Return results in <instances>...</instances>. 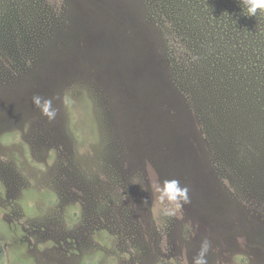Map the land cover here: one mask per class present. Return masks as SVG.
<instances>
[{
	"label": "rangeland",
	"instance_id": "374dc122",
	"mask_svg": "<svg viewBox=\"0 0 264 264\" xmlns=\"http://www.w3.org/2000/svg\"><path fill=\"white\" fill-rule=\"evenodd\" d=\"M144 1L169 59L117 3L0 0V264H264V13Z\"/></svg>",
	"mask_w": 264,
	"mask_h": 264
},
{
	"label": "clouds",
	"instance_id": "9594fccd",
	"mask_svg": "<svg viewBox=\"0 0 264 264\" xmlns=\"http://www.w3.org/2000/svg\"><path fill=\"white\" fill-rule=\"evenodd\" d=\"M243 11L248 16L256 17L258 11L264 13V0H242ZM53 99L45 98L40 95L32 97V103L38 108L41 114L48 119L49 122L54 121L58 115V109L53 105ZM67 103V97L64 98ZM154 192L158 193L159 209L161 215L165 217H174L181 212L184 205L190 204L189 187L181 184L179 179L171 178L157 181L152 185ZM212 248L211 241L205 238L201 244L199 251L192 258V264H208V254Z\"/></svg>",
	"mask_w": 264,
	"mask_h": 264
},
{
	"label": "trees",
	"instance_id": "16d2710c",
	"mask_svg": "<svg viewBox=\"0 0 264 264\" xmlns=\"http://www.w3.org/2000/svg\"><path fill=\"white\" fill-rule=\"evenodd\" d=\"M77 2L80 4L82 9L86 12V14L92 13L93 11H95V9H98L99 4L102 6H106L108 5V3L112 5L114 3H117L118 4L117 8L125 9L127 7L128 9H130L131 12H134L139 17H141L140 19L143 25L145 26V29H144L142 25V28H143L142 30H145L143 31V33L145 34L146 40H147L146 34L149 35V37L151 36L153 38H154V35L151 32L155 31L158 34L159 41L161 42L162 47H163L164 55L166 54V59L167 58L169 59V53H170L169 48L170 47L168 43L167 34L171 32V27L167 26L166 24L162 25L161 21L150 13V9L147 8L144 0H77ZM31 59L33 61H29V63L34 62L35 60L34 57H32ZM169 71H170V67H169ZM6 80L10 81L11 78L5 79V81Z\"/></svg>",
	"mask_w": 264,
	"mask_h": 264
}]
</instances>
